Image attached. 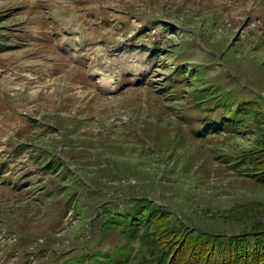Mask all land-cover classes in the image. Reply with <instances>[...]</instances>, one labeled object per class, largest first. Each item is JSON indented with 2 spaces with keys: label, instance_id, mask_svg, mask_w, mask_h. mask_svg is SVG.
Wrapping results in <instances>:
<instances>
[{
  "label": "rangeland",
  "instance_id": "1",
  "mask_svg": "<svg viewBox=\"0 0 264 264\" xmlns=\"http://www.w3.org/2000/svg\"><path fill=\"white\" fill-rule=\"evenodd\" d=\"M0 36V264L97 248L108 200L147 197L192 231L254 229L230 209L264 200L235 167L264 140V0H0ZM214 88L260 123L197 136L219 128Z\"/></svg>",
  "mask_w": 264,
  "mask_h": 264
},
{
  "label": "trees",
  "instance_id": "2",
  "mask_svg": "<svg viewBox=\"0 0 264 264\" xmlns=\"http://www.w3.org/2000/svg\"><path fill=\"white\" fill-rule=\"evenodd\" d=\"M6 42H0V50L7 48ZM193 69L197 73L195 78L203 75L202 68ZM187 71L183 70L188 75ZM206 89L207 86H203L197 91L203 94ZM216 91L220 96L219 102L214 105L219 111L216 118L219 128L197 133V136L260 123L259 107L240 102L235 94L214 88L210 94L202 96L203 99L208 100L211 93ZM208 109L205 108V111ZM202 121L206 123L204 125L215 126L212 118ZM239 160L235 167H245L246 175L255 177L264 186V140H260L251 153L241 155ZM57 166L58 163L53 165ZM110 203L108 200L102 204L100 218L105 242L99 240L97 248L85 250L65 264H264V221L256 224L260 218H264V200L249 201L230 209L231 218L249 221L254 228L248 234L231 238L203 230L192 231L184 222L172 220V213L167 212L164 205L147 197H133L127 201L131 203L127 206H111Z\"/></svg>",
  "mask_w": 264,
  "mask_h": 264
},
{
  "label": "bare ground",
  "instance_id": "3",
  "mask_svg": "<svg viewBox=\"0 0 264 264\" xmlns=\"http://www.w3.org/2000/svg\"><path fill=\"white\" fill-rule=\"evenodd\" d=\"M107 88H111V89H114V88H117L116 85L111 81L109 82V85L107 86Z\"/></svg>",
  "mask_w": 264,
  "mask_h": 264
}]
</instances>
